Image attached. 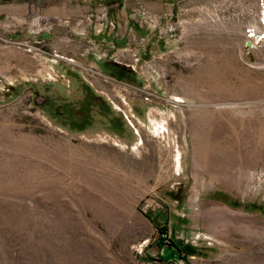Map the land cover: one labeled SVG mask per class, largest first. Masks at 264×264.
Listing matches in <instances>:
<instances>
[{
    "label": "rangeland",
    "instance_id": "obj_1",
    "mask_svg": "<svg viewBox=\"0 0 264 264\" xmlns=\"http://www.w3.org/2000/svg\"><path fill=\"white\" fill-rule=\"evenodd\" d=\"M258 121L264 0H0V264H264Z\"/></svg>",
    "mask_w": 264,
    "mask_h": 264
},
{
    "label": "bare ground",
    "instance_id": "obj_2",
    "mask_svg": "<svg viewBox=\"0 0 264 264\" xmlns=\"http://www.w3.org/2000/svg\"><path fill=\"white\" fill-rule=\"evenodd\" d=\"M174 102L178 103V102H182L183 98L179 97V96H174L172 99ZM258 131L259 133H262L264 130V121H258ZM263 135V134H262ZM261 136V134H260ZM209 164V162H207V165Z\"/></svg>",
    "mask_w": 264,
    "mask_h": 264
},
{
    "label": "flooded vegetation",
    "instance_id": "obj_3",
    "mask_svg": "<svg viewBox=\"0 0 264 264\" xmlns=\"http://www.w3.org/2000/svg\"><path fill=\"white\" fill-rule=\"evenodd\" d=\"M245 46H246V47H249V46H251V45H250L249 42H246V43H245Z\"/></svg>",
    "mask_w": 264,
    "mask_h": 264
},
{
    "label": "built area",
    "instance_id": "obj_4",
    "mask_svg": "<svg viewBox=\"0 0 264 264\" xmlns=\"http://www.w3.org/2000/svg\"><path fill=\"white\" fill-rule=\"evenodd\" d=\"M247 42H249V41H247ZM250 43V42H249Z\"/></svg>",
    "mask_w": 264,
    "mask_h": 264
},
{
    "label": "trees",
    "instance_id": "obj_5",
    "mask_svg": "<svg viewBox=\"0 0 264 264\" xmlns=\"http://www.w3.org/2000/svg\"><path fill=\"white\" fill-rule=\"evenodd\" d=\"M163 234V233H162ZM165 234V233H164Z\"/></svg>",
    "mask_w": 264,
    "mask_h": 264
},
{
    "label": "crops",
    "instance_id": "obj_6",
    "mask_svg": "<svg viewBox=\"0 0 264 264\" xmlns=\"http://www.w3.org/2000/svg\"><path fill=\"white\" fill-rule=\"evenodd\" d=\"M197 175V174H196Z\"/></svg>",
    "mask_w": 264,
    "mask_h": 264
}]
</instances>
